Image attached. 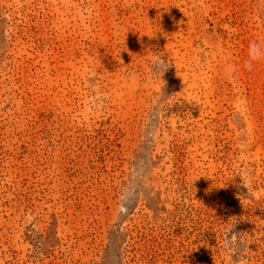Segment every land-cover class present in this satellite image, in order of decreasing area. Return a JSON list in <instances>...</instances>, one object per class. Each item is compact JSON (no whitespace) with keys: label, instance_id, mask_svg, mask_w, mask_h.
<instances>
[{"label":"rangeland","instance_id":"obj_1","mask_svg":"<svg viewBox=\"0 0 264 264\" xmlns=\"http://www.w3.org/2000/svg\"><path fill=\"white\" fill-rule=\"evenodd\" d=\"M252 41L264 0H0V264H264Z\"/></svg>","mask_w":264,"mask_h":264},{"label":"clouds","instance_id":"obj_2","mask_svg":"<svg viewBox=\"0 0 264 264\" xmlns=\"http://www.w3.org/2000/svg\"><path fill=\"white\" fill-rule=\"evenodd\" d=\"M155 55V54H154ZM264 61V44L252 41L249 43L247 50V58L245 60V66L251 68L256 63ZM154 63L166 64L165 60L161 56H156ZM167 68V67H165Z\"/></svg>","mask_w":264,"mask_h":264}]
</instances>
